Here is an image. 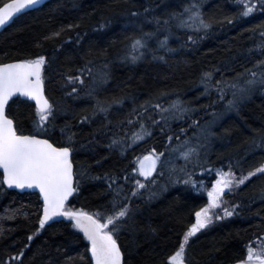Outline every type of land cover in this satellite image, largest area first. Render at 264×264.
I'll return each instance as SVG.
<instances>
[{
	"label": "trees",
	"instance_id": "obj_1",
	"mask_svg": "<svg viewBox=\"0 0 264 264\" xmlns=\"http://www.w3.org/2000/svg\"><path fill=\"white\" fill-rule=\"evenodd\" d=\"M8 0H0V6ZM192 0H50L40 7L27 11L0 31V63L35 55L50 58L46 69L45 93L57 105L53 138L63 144L61 127L71 125L76 133L73 141L74 167L78 191L70 199V206L85 211H111L112 192L104 173L116 172L121 177L125 170L133 179L141 178L130 172L135 167L134 157L141 155L150 143H162L171 133L181 136L188 119L202 118L212 107V90L204 92L200 83L202 72L213 66L219 71L215 78L236 77L260 59L259 49L254 48L264 40V14L256 12L247 17L239 15V0H197L205 18L211 21L209 29L189 32L172 22L171 32L166 28L158 37L149 40V48H156L158 38L167 35L172 51L159 50L154 56L149 50L139 59H126L133 35L140 30L129 23L131 13L137 9L150 8L148 15L167 16L169 12L183 11ZM236 16L229 20L228 17ZM143 30L155 29V23L144 16L137 17ZM80 21L74 29L65 28L59 37L49 34L62 25ZM163 23V21H162ZM104 24V27H97ZM80 33V36H77ZM72 36L73 40L67 37ZM188 36L197 39L188 40ZM82 37V39H81ZM177 37V39H174ZM80 39V43L76 40ZM178 41L173 45V41ZM58 45H61L58 47ZM251 50V52H250ZM55 53V56H53ZM87 61L96 72L108 65L110 75L104 83L93 84L86 76L79 85V92L66 95L77 84L66 85L65 73ZM78 83V82H77ZM95 88V95H88ZM231 90H229L230 92ZM108 103L124 98L123 104H113L110 111L111 124L102 113L91 117L90 122L80 117L91 114L97 103L96 97ZM135 104L168 105L179 98L190 109L186 120H160L159 109L148 108L143 114L152 135L132 144V133L138 123H129L131 109ZM12 115L24 133H33L37 119L35 104L19 98L12 103ZM156 120L153 125L151 120ZM123 121L121 124L120 122ZM165 131L161 132V129ZM264 130V90L257 89L235 107L231 115L222 119L213 130L205 155L206 166L231 163L238 173L264 163V151L252 149L251 137ZM51 133L52 130L49 129ZM114 135L127 137L132 146L121 152L120 146L109 147ZM94 137V138H93ZM200 155V154H199ZM196 157V156H195ZM203 164H189V173L196 177ZM121 183H124L122 180ZM133 186L127 184V189ZM152 193L153 195H149ZM127 203V201H124ZM203 191L184 181L166 189H158L147 181V187L132 200L133 213L127 224L118 231V243L124 252L125 264H168L167 256L178 247L183 233L195 221L194 212L205 204ZM237 205L230 217L213 221L191 238L188 254L193 264H231L246 257L247 244L264 233V175L256 174L241 185L232 195ZM42 201L38 193L18 192L0 187V264H17L13 253L22 249V264H90L88 242L70 220L53 221L37 233L31 242L28 236L39 226ZM28 244L25 248L24 245ZM81 259V254H85Z\"/></svg>",
	"mask_w": 264,
	"mask_h": 264
},
{
	"label": "snow or ice",
	"instance_id": "obj_2",
	"mask_svg": "<svg viewBox=\"0 0 264 264\" xmlns=\"http://www.w3.org/2000/svg\"><path fill=\"white\" fill-rule=\"evenodd\" d=\"M40 3L41 0H8L0 6V26L8 23L15 15ZM154 7L156 6L150 5L148 8L137 9L131 13L129 23L137 24L141 28L139 34L133 35L130 40V51L127 55L131 56L133 60L143 57L149 50L154 56H159L160 49L172 51L168 44L169 37L167 35L158 38L156 48L150 49L148 42L151 38L158 37L161 29L166 28L171 32L173 21L188 28L209 29L212 26L211 21L205 18L201 4L197 0H192L190 4H187L182 12L173 10L167 16H149L150 8ZM237 7L239 8V15L243 17L256 12L264 14V0H239ZM140 16H144L148 21H153L156 26L155 29L144 31L143 25L136 19ZM227 19L234 20L236 16ZM79 24L80 21H76L62 25L60 29L50 33L46 39L59 37L65 28L74 29ZM104 26V24L97 25V27ZM261 35L264 36V31L261 32ZM77 36L79 37L80 33H77ZM67 39L73 40V37L69 36ZM195 39L197 37L188 36L189 41ZM76 43H80V39H77ZM60 46L58 45V47ZM253 47L259 49L261 58L257 59L255 64L245 69L244 72L238 73L236 77L225 78L221 73V79L217 80L215 74L219 70L214 66L201 74L200 83L204 85V92L210 94V89H215L218 93V100H225L226 92L231 90V99H227L229 110L238 107L239 100L250 96L257 89L264 90V40ZM159 58L164 59L163 56H159ZM49 62V57L40 54L0 63V170H2L0 171V187L6 184L10 187L39 189L42 196V214L39 216V226L27 238L29 242L53 217H69L74 221V227L83 232V236L88 242L86 252L91 254L90 264H125L124 252L118 243V231L127 224L132 216L133 198L140 195L141 190L147 187V181L150 180L152 184L157 183L153 173L160 171L163 164L167 162L164 159L165 152L157 151L153 147L146 154L134 157L136 166L131 167L130 172L138 174L142 178L133 179L129 170H125L122 177L116 172L104 173L108 187L112 192V198L109 202L111 211L89 212L83 208L77 209L70 206L69 197L78 191L77 182L74 179L77 172L73 160L75 151L73 141L76 138V133L72 131L71 125L66 123L60 130L61 136L65 137L63 144L56 142L53 138L56 128L57 105L45 93L46 69ZM91 65L92 61H87L83 66L76 69L75 75L71 74V70L65 73L66 85L77 84V87H72L66 95L78 93L79 85L85 83L86 76L92 78L94 85L96 82L104 83L110 79L109 73L104 70L108 65L105 64L102 69L96 72L93 71ZM88 95H95L94 87L89 89ZM19 97H27L35 101L37 119L33 121L35 125L33 133L21 131L15 118L9 114L12 103H15ZM132 99L134 107L130 111L134 115L129 116L128 122L139 124V127L132 133V144L152 135V130L148 128L145 119L142 118L143 114L148 112L149 107L171 115H181L190 111L189 107L179 98L168 105H162L159 102L150 105L147 100L137 105L135 98ZM96 100L97 103L93 106L91 114H85L80 119L90 122L91 117L96 116L98 112L102 113L107 118L105 130H109L107 125L112 123L109 110L113 104H123L124 98L105 103L97 96ZM213 112H215L214 108ZM159 119L166 120L167 117L161 115ZM156 122L154 119L151 120L153 125ZM120 123L122 124L123 121ZM192 123L197 126L199 124L198 120H193ZM49 129L52 130L51 133ZM163 131L165 129L162 128L161 132ZM180 132L184 134L183 141L179 144H173L172 141L174 140L180 141V136L171 133L169 129L167 140L171 151L168 154V159L171 160L172 154L176 152L184 157L186 164L191 161L194 155L199 159L200 140L193 142L185 129H181ZM201 133L204 143H208V136L215 135L210 129H201ZM120 145H122V153L132 146L127 137L114 135L109 147ZM251 146L253 150L264 151V130H261L259 135L251 137ZM172 171H175V166H173ZM200 171L204 172L205 169L201 167ZM214 171L216 179L208 188L203 182L196 180L191 173L185 171L184 167L180 168V172L185 177L184 182L196 185L197 191H206L208 202L195 210V221L183 233L178 247L167 256L168 264H193L188 254L191 238L217 218L234 214L237 205H228L225 199V190H236L238 186L244 185L254 175H264V163L251 168L247 173L236 172L231 163H229L227 170L220 167ZM122 180L124 183H121ZM178 180L179 177H177ZM129 182L133 186L127 189L126 186ZM149 195L153 194L150 193ZM221 209L222 216L218 217ZM261 237H264V233L261 234ZM261 237L254 238L256 246H253V241L248 242L246 257L237 259L235 264H264V239ZM24 247L27 248L28 244H25ZM86 252L81 254L82 260ZM23 255L22 249L19 253H13L9 260L15 258L17 264H22Z\"/></svg>",
	"mask_w": 264,
	"mask_h": 264
},
{
	"label": "rangeland",
	"instance_id": "obj_3",
	"mask_svg": "<svg viewBox=\"0 0 264 264\" xmlns=\"http://www.w3.org/2000/svg\"><path fill=\"white\" fill-rule=\"evenodd\" d=\"M179 24H176V27H179ZM133 29L135 30H140V27L137 24H133ZM180 29H184L187 30L189 32H200L201 33V29H196L195 27L193 28H188V27H181ZM174 39H177V37H174ZM171 40V39H170ZM168 40V43L169 41ZM178 41H173L172 44L173 45H177ZM149 43V42H148ZM151 45V42H150ZM149 45V46H150ZM147 53V51H146ZM126 59H132L131 56L127 55ZM212 90V89H210ZM212 95H213V99L212 101V107L216 108L219 107L218 111H216L215 113H210L207 112L204 116H202V118L199 119H193L190 118L188 119L187 123L185 124V130L187 132V135L191 138V140L193 142H195L196 140H200V151H199V159H197L195 157V155L192 157L191 161L188 162L186 164L185 159L183 156H181L179 154V152L173 153V158L171 160L168 159V154L171 151L170 146L168 144V140H164L162 141V143L158 144V143H150V145L148 146V148L144 151L143 154H146L147 152H149L153 147H155L157 149V151L160 152H165V157L164 159L167 161L166 163L163 164L162 168L160 169V171L156 172L154 177L157 180V183H155V185L157 186L158 189H166L168 187L174 186L176 183H179L181 180L184 181L185 177L184 174L180 172V168H182V166L185 168V171L189 172L187 167L189 166V164H193L198 162V164H203L205 171L201 172L199 171L196 175V177H194L196 180L203 182L206 187L210 188L211 187V182L212 180L216 179V174L214 169L216 168H220L223 167L225 170H227V167L229 166V163L226 164H218L216 166H213L211 168H208L205 164H206V160H205V147L207 145V143H204V140L202 138V133H201V129H210L211 132L213 133V130L215 129L216 125L224 118H226L229 115H231V113L233 112L234 108H231L230 110L228 109V105H227V99H231V91L229 92V90L226 92V99L225 100H218L217 96L218 93L216 92L215 89H213ZM175 100H170L169 104L173 103ZM242 100H239L238 103H240ZM164 115H166V117L169 120H186L187 118L191 117L189 114V112L181 114V115H171L170 113L164 112L162 113ZM174 118V119H173ZM193 120H198L199 124L197 125H193L192 121ZM181 133V132H180ZM180 141H172L173 144H179L181 141H183L184 139V134L181 133L180 134ZM212 137L208 136V141L209 139ZM141 154V155H143ZM173 166H175V171H172ZM158 167H160L158 165ZM162 172V174H161ZM177 177H179V180L177 181ZM241 186V185H240ZM238 186V188L240 187ZM237 188V189H238ZM236 189V190H237ZM236 190H228L225 199L228 203V205H232V195L235 193ZM203 191V190H202ZM204 196H205V204L208 202V197H207V192L203 191ZM222 216V209L221 211L218 213V217ZM230 217V216H228ZM223 218H227V217H223ZM223 218H217L216 220H220ZM215 221V220H214ZM262 239H264V237H261ZM253 246H256V241H253ZM247 254V252H246Z\"/></svg>",
	"mask_w": 264,
	"mask_h": 264
},
{
	"label": "water",
	"instance_id": "obj_4",
	"mask_svg": "<svg viewBox=\"0 0 264 264\" xmlns=\"http://www.w3.org/2000/svg\"><path fill=\"white\" fill-rule=\"evenodd\" d=\"M48 1H50V0H41V3L39 4V5H37V6H34L33 8H31V9H27V10H24V11H22L20 14H17V15H15L8 23H6L5 25H3V26H0V31L3 29V28H5L7 25H9L12 21H13V19L14 18H16V17H18L19 15H21V14H23V13H25V12H27V11H30V10H33V9H36V8H38V7H40L41 5H43L44 3H46V2H48ZM6 2H8V1H6ZM5 2V3H6ZM4 4V3H3ZM2 4V5H3ZM1 5V6H2ZM17 95H19V94H17ZM19 98H21V99H24V100H28V101H30V102H33L34 104H35V101L34 100H31V98H27V97H19ZM0 171H2V170H0ZM156 173V172H155ZM155 173H153V175L155 174ZM4 187L6 188V189H10V190H16V191H18V192H24V191H32V192H36V193H38V195H39V197H40V200L42 201V196L40 195V193H39V189L38 188H28V187H25V188H18V187H16V186H8V185H4ZM74 194V193H73ZM73 194H72V196H73ZM72 196H70L69 197V201H70V199L72 198ZM59 220H70V221H72L71 220V218H69V217H64V216H57V217H53V219L52 220H50L48 223H50V222H53V221H59ZM73 222V224H74V221H72ZM47 223V224H48ZM78 231L83 235V232L80 230V229H78ZM231 264H235V262L234 263H231Z\"/></svg>",
	"mask_w": 264,
	"mask_h": 264
},
{
	"label": "flooded vegetation",
	"instance_id": "obj_5",
	"mask_svg": "<svg viewBox=\"0 0 264 264\" xmlns=\"http://www.w3.org/2000/svg\"><path fill=\"white\" fill-rule=\"evenodd\" d=\"M213 181H214V179L212 180V182H213ZM212 182H211V184H212ZM225 192H226V194H227V192H228V189H226V190H225ZM206 227H207V226H206ZM206 227H205V228H206ZM203 229H204V228H203Z\"/></svg>",
	"mask_w": 264,
	"mask_h": 264
},
{
	"label": "bare ground",
	"instance_id": "obj_6",
	"mask_svg": "<svg viewBox=\"0 0 264 264\" xmlns=\"http://www.w3.org/2000/svg\"><path fill=\"white\" fill-rule=\"evenodd\" d=\"M174 119V118H173ZM183 167V166H182Z\"/></svg>",
	"mask_w": 264,
	"mask_h": 264
}]
</instances>
